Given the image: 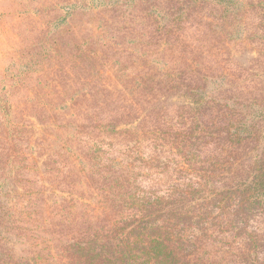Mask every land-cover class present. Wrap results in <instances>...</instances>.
Masks as SVG:
<instances>
[{
	"label": "rangeland",
	"instance_id": "1",
	"mask_svg": "<svg viewBox=\"0 0 264 264\" xmlns=\"http://www.w3.org/2000/svg\"><path fill=\"white\" fill-rule=\"evenodd\" d=\"M0 196V264H79L138 199L189 264H264V0H0Z\"/></svg>",
	"mask_w": 264,
	"mask_h": 264
},
{
	"label": "trees",
	"instance_id": "2",
	"mask_svg": "<svg viewBox=\"0 0 264 264\" xmlns=\"http://www.w3.org/2000/svg\"><path fill=\"white\" fill-rule=\"evenodd\" d=\"M237 128V127H236ZM237 130V132H236ZM229 132V131H228ZM239 129H235L237 136ZM260 174V178H261ZM254 179L244 188H236L235 193L241 196L240 201L246 204L250 199L257 198L261 191L262 180ZM158 201L138 199L133 201V208L139 207L137 213L120 220L108 232V242L104 246L86 247L78 249L83 259L79 264H189L180 252L177 251V233L167 228L171 223H159L164 217L161 207L157 208ZM4 201L0 196V216ZM77 251V250H76ZM4 264H34L29 261L16 263L7 261Z\"/></svg>",
	"mask_w": 264,
	"mask_h": 264
}]
</instances>
